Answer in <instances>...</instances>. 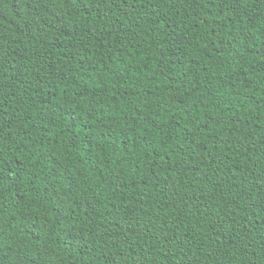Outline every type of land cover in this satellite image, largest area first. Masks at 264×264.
Instances as JSON below:
<instances>
[{"label": "trees", "instance_id": "16d2710c", "mask_svg": "<svg viewBox=\"0 0 264 264\" xmlns=\"http://www.w3.org/2000/svg\"><path fill=\"white\" fill-rule=\"evenodd\" d=\"M0 264H264V0H0Z\"/></svg>", "mask_w": 264, "mask_h": 264}]
</instances>
